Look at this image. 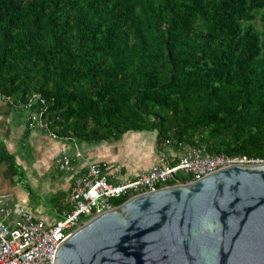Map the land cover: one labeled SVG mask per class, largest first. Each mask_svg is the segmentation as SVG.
I'll use <instances>...</instances> for the list:
<instances>
[{
    "label": "trees",
    "instance_id": "16d2710c",
    "mask_svg": "<svg viewBox=\"0 0 264 264\" xmlns=\"http://www.w3.org/2000/svg\"><path fill=\"white\" fill-rule=\"evenodd\" d=\"M35 93L71 141L264 159V0H0V95Z\"/></svg>",
    "mask_w": 264,
    "mask_h": 264
},
{
    "label": "water",
    "instance_id": "95a60500",
    "mask_svg": "<svg viewBox=\"0 0 264 264\" xmlns=\"http://www.w3.org/2000/svg\"><path fill=\"white\" fill-rule=\"evenodd\" d=\"M55 264H264V162L135 194L80 222Z\"/></svg>",
    "mask_w": 264,
    "mask_h": 264
},
{
    "label": "built area",
    "instance_id": "2783aa9c",
    "mask_svg": "<svg viewBox=\"0 0 264 264\" xmlns=\"http://www.w3.org/2000/svg\"><path fill=\"white\" fill-rule=\"evenodd\" d=\"M46 100L35 93L24 106L30 109L28 124L31 128L48 127L44 119ZM38 104V105H37ZM55 135L53 131H49ZM63 153L57 158V166L63 171H74V158ZM264 162L262 158L246 155L210 153L205 146L191 147L177 159H171L165 152L157 164L135 177L112 182L105 174V165L91 162L85 171L75 174L65 204L67 208L58 211L59 218L48 223L32 210L21 206L12 224L0 219V264H55V254L61 242L80 222L112 208L111 199L131 197L135 194L155 190L177 182V177L195 180L221 167L234 163ZM173 182V183H171ZM0 212L9 216L12 208L0 197Z\"/></svg>",
    "mask_w": 264,
    "mask_h": 264
},
{
    "label": "crops",
    "instance_id": "0c3cea01",
    "mask_svg": "<svg viewBox=\"0 0 264 264\" xmlns=\"http://www.w3.org/2000/svg\"><path fill=\"white\" fill-rule=\"evenodd\" d=\"M22 105L14 97L0 95V197L12 208L11 214L6 218L0 212V219L10 224L17 218L21 206L32 210L39 218L38 207L42 203L55 206L58 211L67 208V204L61 205V200L57 204L46 201V193L56 190L67 193L75 174L85 171L91 162L104 163L105 174L110 181L118 182L137 176L159 161L156 150L152 149L153 160L142 166L138 165L140 159H135L138 154H133L131 150L132 144L136 143V137L128 139L129 132L134 130L125 132L121 138L115 140L71 141L56 134L51 135L48 127H29V114ZM154 134L156 143V132ZM165 145L175 159L191 148L188 144ZM78 151L80 155L73 159L76 164L74 171H61L56 166L55 160L58 156L69 153L75 157ZM36 192L37 197L43 195L44 199L40 196L34 202L33 199L37 197L31 195Z\"/></svg>",
    "mask_w": 264,
    "mask_h": 264
},
{
    "label": "rangeland",
    "instance_id": "374dc122",
    "mask_svg": "<svg viewBox=\"0 0 264 264\" xmlns=\"http://www.w3.org/2000/svg\"><path fill=\"white\" fill-rule=\"evenodd\" d=\"M22 107H23V109L26 110L25 112L30 114L29 108L25 107L24 105H22ZM154 135H155L154 132H149V131L148 132H143V131L142 132H140V131H130L129 132L128 139L132 140L133 138L136 137L135 138L136 143L132 144L131 150L133 151V154L136 152L138 154L135 156V159L136 158L140 159V160H138V165L141 164V166H142L144 164H147L149 161L151 162V160H153L152 149L156 150V154L158 155L156 158H159V160H160V155L162 152H165L171 159L175 160V158L169 154L167 145H165V148L162 150H159V148L156 147V143L154 142V140H155ZM140 155H141V157H140ZM57 158L55 160L56 166H57ZM75 169H76V164H74V170ZM61 171H63V170H61ZM68 172H70V171H68ZM65 184H66V182H65ZM65 184L63 186L67 187L66 186L67 184L66 185ZM40 189H42V188H40ZM39 193H41V192L39 191ZM46 194H47L46 195V201H48L49 203L52 201V203L57 204L58 201L61 200V203H62L61 205H63V204H65V200L69 194V191L66 193V191L60 192V190H56V191H52V192L46 193ZM37 195H38V192H36L35 194H32L31 196L37 197ZM40 196H43V195H40ZM40 196H38L37 198H34L33 201L34 202L37 201ZM51 197H54L55 199H51ZM43 199H44V196H43ZM42 204H40V207H38V212H39L40 218H42L43 220H45L48 223L55 222V220H57L59 218L58 212L54 209L55 206L54 207H52L51 205L47 206L46 203H42ZM65 206H66V204H65Z\"/></svg>",
    "mask_w": 264,
    "mask_h": 264
}]
</instances>
